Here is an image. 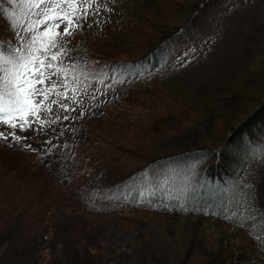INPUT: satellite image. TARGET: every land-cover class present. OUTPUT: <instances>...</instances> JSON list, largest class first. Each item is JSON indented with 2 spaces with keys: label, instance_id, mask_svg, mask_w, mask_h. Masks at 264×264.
<instances>
[{
  "label": "trees",
  "instance_id": "trees-1",
  "mask_svg": "<svg viewBox=\"0 0 264 264\" xmlns=\"http://www.w3.org/2000/svg\"><path fill=\"white\" fill-rule=\"evenodd\" d=\"M139 1L143 36L122 47L103 45L96 5L0 0V63L46 60L49 80L36 87L56 85L30 98L35 129L16 126L0 141V264H105L103 228L133 212L233 227L243 237L236 259L264 264V195L253 175L264 167V0ZM49 8L74 20L55 60L31 43ZM189 58L204 61L197 81L179 72ZM158 165L179 176H142ZM189 230L179 264L202 248ZM144 254L141 262L159 264L152 250ZM231 254L205 249L198 264Z\"/></svg>",
  "mask_w": 264,
  "mask_h": 264
},
{
  "label": "rangeland",
  "instance_id": "rangeland-1",
  "mask_svg": "<svg viewBox=\"0 0 264 264\" xmlns=\"http://www.w3.org/2000/svg\"><path fill=\"white\" fill-rule=\"evenodd\" d=\"M109 3L113 4L112 0H90V2L87 3V5L93 4L96 5L98 9H103L101 11H95L93 14L94 17L98 19L101 31L105 33L103 37L101 36L103 45L124 47L127 44H133L136 38L143 36V22L140 16L142 14L144 15L143 17H146L147 14L145 13L146 11L140 7V4L143 5L142 2L139 1L138 3V0H132L131 4L129 3L130 5L128 4L126 7H122L121 5L118 6V8L112 5L108 6ZM41 10L42 9H38L36 11L40 12ZM237 16L238 15L235 14L229 16V18ZM139 19L141 20L139 21ZM72 22H74V20H72ZM47 24L49 27L53 25H59V27L52 29V37L50 38L48 35H41L45 27L41 25L37 30V45L42 52H53L50 53V57L53 55L57 56L59 47L73 37L75 33L73 32L74 23L70 26L66 20L53 19L52 21H47ZM65 27H69L70 34L65 35L63 33ZM207 32L208 30L205 28L194 43L200 44L201 40L205 38L204 34ZM52 38H54L55 47L51 46ZM189 59H185V61L188 60L189 63L194 62L192 58ZM200 60L202 59L196 60L189 69L179 68V72L186 79L192 82L197 81L201 74L200 69H203L202 67L204 66V61ZM222 63L220 64L221 66ZM255 65L256 62L253 61L252 66ZM39 113L38 109L35 108L34 115L23 113L21 115L23 119H21L20 116L18 119H14L12 123H15L17 126L22 124L23 127L20 128H25L27 126L26 129L28 131L30 129H35ZM24 121H27V123ZM31 124L32 126L29 127ZM0 128L4 131H1L4 134L0 135V141H4L5 136H9L10 134L8 133L13 131L15 127H12L11 124L0 122ZM11 142L12 140H8V143ZM7 156L25 157L26 155H20L10 151ZM179 172L180 171L175 166L158 165L144 171L142 176H155L156 179L158 177L164 179V177L169 175V177L175 178L179 176ZM253 175L257 181V191L264 195V167H255ZM262 199H264V197H262ZM116 215L120 218L119 224L114 227L109 225V227L103 228L101 232L102 236H100L99 240V245L102 247L100 252L105 253L108 249L105 257V264H153L148 259V254H144L147 253V250H152L154 252V256L158 258L159 264H179L180 258L185 255L183 249L186 247V242L190 236L189 229L192 227L196 228V234L192 238L199 240L202 244V248L196 246L200 251H190L189 257L185 260L184 264H198L203 258V251H205V249L215 250L218 247L222 249L226 255L232 253L227 256L228 259L224 264H242L236 259L235 254L239 245L243 243V237L241 233L233 227L222 226L219 222L211 220L204 221L202 224H197V220L187 219L183 216L169 221V219L154 216L149 212L119 213ZM55 217L56 216H53L52 218L54 219ZM88 217V220L91 221L95 219V217ZM52 218L51 216L45 217V219H47L45 221L47 224L45 236L47 237L51 236L50 224L53 221ZM48 251L49 249L44 247L40 252L43 258L42 260L46 259ZM90 252L93 255L96 250L94 251V249L91 248ZM141 255H147L143 257L145 262H141Z\"/></svg>",
  "mask_w": 264,
  "mask_h": 264
},
{
  "label": "snow or ice",
  "instance_id": "snow-or-ice-1",
  "mask_svg": "<svg viewBox=\"0 0 264 264\" xmlns=\"http://www.w3.org/2000/svg\"><path fill=\"white\" fill-rule=\"evenodd\" d=\"M43 2L44 0H39L38 3H35V7H39ZM76 2L77 0H52L55 8H59L62 3H68L71 7ZM83 2L89 3L90 0H83ZM55 8H49L47 10L52 13L51 16H46L44 19L36 21L34 27H38L39 25L45 26L44 32L41 35H48L51 38L52 29L59 27V25L49 27L47 21L50 19H63L67 21L68 25H72L73 22L69 16L67 14L63 17L58 16L55 12ZM77 19H79V17H77ZM29 31H31V29H29ZM63 33L65 35L70 34L69 27H65ZM37 42V38L33 36L31 43L35 44ZM51 46L55 47L54 38H52ZM51 59H57L56 55H53ZM4 63L11 64L12 67L6 68L3 66ZM51 67V63H48L46 60H38L37 58L25 60L22 63L15 59L5 60L0 63V73H2V75H0V122L11 124L12 127H16L17 125L12 123L14 120L12 116L13 112L35 114V108L32 106L30 98L41 94H45V98H47V94H51V91L56 87L55 84H50L49 89L36 87V84L43 85L46 80H49L44 69ZM52 102L55 103V101ZM21 119H23V116H21ZM25 123H27V121H25ZM20 127H23V125H20ZM0 135H3V133H0Z\"/></svg>",
  "mask_w": 264,
  "mask_h": 264
}]
</instances>
